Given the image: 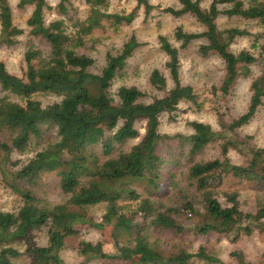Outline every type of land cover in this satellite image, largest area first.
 <instances>
[{
    "label": "trees",
    "instance_id": "trees-1",
    "mask_svg": "<svg viewBox=\"0 0 264 264\" xmlns=\"http://www.w3.org/2000/svg\"><path fill=\"white\" fill-rule=\"evenodd\" d=\"M76 1L59 0L53 6L48 0H20L21 7L33 5L24 28L14 21L10 0H0V45H15L21 35H28L22 75L11 72L0 60V187L21 199L19 208L0 210V264H14L22 256L28 264H64L60 252L85 223L78 209L101 203L105 204L102 218L90 220V225L108 233L115 252L106 251L102 242L81 240L77 250L86 258L82 264L92 258L105 264H227L205 246L195 252L182 246L165 252L151 237L155 231H164L214 233L237 240L264 233V203L246 210L240 191L225 187L227 180L236 179L264 190V146L241 138L238 131L263 104L264 88L254 91L244 114L230 121L221 117L220 128L194 120L189 123V134H162L160 118L177 111L181 103L189 102L197 110L204 106L200 91L181 81V49L197 40L205 41L199 44L201 53L215 52L225 63L222 84L213 88L214 93L227 95L243 69L254 63L262 64L264 79V42L247 29L218 25L220 15L264 24V0H209L208 6L202 4L205 0H178L179 6L167 7L136 0L129 12L112 11L111 0H81L87 5L83 14L76 12ZM141 7L146 17L160 9L175 18L193 16L204 27L194 32L178 26L172 35L158 36L173 86L150 102L142 99L146 94L137 86H120L117 98L111 93L128 59L143 45L135 34L118 53L107 54L99 72L92 71L96 60L88 52L97 29L108 23L117 30L130 26ZM49 11L56 14L51 20L47 19ZM241 36L254 37L258 52H234L231 45ZM36 38L47 49L34 44ZM150 83L166 90L168 78L155 68ZM42 96L54 99L45 103ZM139 123H145L143 135ZM137 137L140 140L129 150L110 155L115 143ZM170 141L187 147L190 156L211 144H218L221 152L190 165L192 189L180 192L176 201L166 200V184L172 177L166 179L168 160L160 149ZM98 143L108 158L91 150ZM232 150L243 162L231 161ZM50 176L59 181L66 196L63 203L51 204L43 197ZM130 209L134 211L127 217ZM43 228L48 232L45 246L36 241V232ZM234 255L239 264H247L243 253Z\"/></svg>",
    "mask_w": 264,
    "mask_h": 264
},
{
    "label": "rangeland",
    "instance_id": "rangeland-1",
    "mask_svg": "<svg viewBox=\"0 0 264 264\" xmlns=\"http://www.w3.org/2000/svg\"><path fill=\"white\" fill-rule=\"evenodd\" d=\"M153 4L167 6H179L178 0H150ZM20 0H10L13 8L14 21L21 27H26V21L33 10L32 4H26L21 7ZM56 6L59 0H48ZM208 6L209 0L202 3ZM77 7L76 12L83 14L87 5L77 0L74 4ZM137 5L136 0H111V10L131 11ZM144 7L139 9V15L132 25H124L117 30L111 23L97 29L94 33V40L89 42V53L94 55L96 63L92 71L99 72L106 63L108 53L116 54L120 51L124 42L133 34L143 43L128 59L125 67L120 71L111 86V93L117 98V92L120 86H137L145 92L142 98L150 102L157 97H162L167 90L173 86L170 72L166 66L167 55L161 49L158 36L160 34L172 35L178 26H182L188 31H203L204 27L196 21L193 16L186 15L183 18H175L168 13L161 12L160 9H154L148 17L144 13ZM56 14L49 11L47 19L51 20ZM218 25L221 29L228 27H239L255 33L260 38V43L264 42V24L257 21H250L239 17H228L220 15ZM28 35L20 36V41L15 45H0V60L4 61L7 68L18 75H22L26 67L25 52L27 50ZM172 43L180 46V42L172 38ZM205 42L203 39L192 42L188 48L181 49V81L185 85L196 87L204 100V106L197 110L189 102L181 103L177 111L173 113L162 114L159 131L162 134L174 135L177 133L189 134L192 132L190 122L194 120L210 123L214 128H220L221 117L230 121L232 118L244 114L250 104V99L254 91L261 92L264 88V79L261 78L262 64L254 63L243 69L231 91L222 96L220 93H214L213 88H219L225 75V63L215 52L203 54L199 51V44ZM254 37H238L231 45L234 52L248 49L258 52L254 47ZM34 44L38 47L47 49L45 42L38 38ZM160 69L168 78L166 90L155 89L150 83L151 72ZM45 103L52 101L54 98L42 96ZM141 135L145 132V123H139ZM241 138H247L259 146H264V102L259 106L258 111L247 124L238 129ZM53 133V131H52ZM140 137L128 140L124 143H115L112 153L116 155L120 151H126L133 144L138 142ZM103 144L98 143L91 146L93 152L98 153L102 158H108L109 154H104ZM161 152L167 158L168 163L164 171L166 179L170 178L166 184V200L171 198L172 201L179 199L180 192H189L192 187L189 185L188 169L190 165L197 160L211 159L220 155V146L211 144L202 152L195 156L188 155L187 147H179L175 141L161 145ZM181 152L185 154L182 155ZM231 161L235 163L243 162V157L236 151L229 153ZM23 156L22 158H25ZM212 179V178H211ZM210 179V180H211ZM225 187L238 189L241 193L243 208L254 209L258 203H264V190L257 188L254 184L242 182L236 179L227 180ZM46 192L44 196L51 204L63 203L66 196L63 194L59 181L50 176L46 182ZM21 199L13 194L9 189L0 187V210H15L19 208ZM136 205L133 206V208ZM105 204L90 206L81 211L85 223L79 225L80 232L77 236L70 238L66 246L62 249L61 257L64 264H82L86 260L81 255L77 246L79 241L86 240L93 243H104L106 251H113L114 247L109 243L108 233L104 229H98L90 225V220H101L104 213ZM134 209L127 211V217H130ZM151 239L156 246L162 251L168 252L179 246L187 248L189 251H197L201 246L207 247L212 253L227 264H239L235 252H241L244 255L247 264H264V233L255 232L252 235H243L237 240H232L226 235L210 234H193L175 235L171 232L155 231ZM36 241L39 245L48 244L47 228L40 229L36 232ZM24 250V245H19ZM115 252V250L113 251ZM28 258L22 256L14 264H28ZM85 264H105V261L92 258ZM117 264H130L129 262H117Z\"/></svg>",
    "mask_w": 264,
    "mask_h": 264
}]
</instances>
